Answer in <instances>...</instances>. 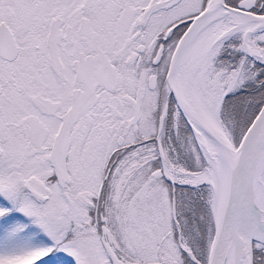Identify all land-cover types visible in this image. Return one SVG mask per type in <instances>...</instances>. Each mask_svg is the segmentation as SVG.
<instances>
[{
    "label": "snow or ice",
    "instance_id": "snow-or-ice-1",
    "mask_svg": "<svg viewBox=\"0 0 264 264\" xmlns=\"http://www.w3.org/2000/svg\"><path fill=\"white\" fill-rule=\"evenodd\" d=\"M0 264H264V0H0Z\"/></svg>",
    "mask_w": 264,
    "mask_h": 264
}]
</instances>
